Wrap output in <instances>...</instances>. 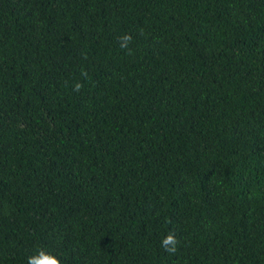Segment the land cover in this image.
Listing matches in <instances>:
<instances>
[{"label":"trees","instance_id":"obj_1","mask_svg":"<svg viewBox=\"0 0 264 264\" xmlns=\"http://www.w3.org/2000/svg\"><path fill=\"white\" fill-rule=\"evenodd\" d=\"M41 253L264 264V0H0V264Z\"/></svg>","mask_w":264,"mask_h":264},{"label":"clouds","instance_id":"obj_2","mask_svg":"<svg viewBox=\"0 0 264 264\" xmlns=\"http://www.w3.org/2000/svg\"><path fill=\"white\" fill-rule=\"evenodd\" d=\"M169 243H172V244L175 243L174 236L169 235L168 237L165 238L164 244L167 245ZM29 264H33V261L31 259L29 261ZM40 264H60V261L53 256H45L43 253H41Z\"/></svg>","mask_w":264,"mask_h":264}]
</instances>
